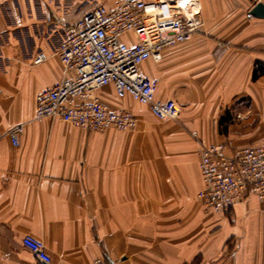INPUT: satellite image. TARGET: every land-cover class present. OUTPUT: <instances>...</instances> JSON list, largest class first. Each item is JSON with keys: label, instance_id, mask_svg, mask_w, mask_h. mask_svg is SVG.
Wrapping results in <instances>:
<instances>
[{"label": "crops", "instance_id": "1", "mask_svg": "<svg viewBox=\"0 0 264 264\" xmlns=\"http://www.w3.org/2000/svg\"><path fill=\"white\" fill-rule=\"evenodd\" d=\"M257 2L200 0V31L141 65L156 99L181 106L178 119L159 120L110 84L98 95L138 125L88 131L33 118L36 95L64 77L65 25L93 3L0 0V264H44L22 246L26 234L45 242L50 264H264V201L250 194L223 215L197 199L201 142L264 141V17L247 16ZM21 122L16 147L8 132Z\"/></svg>", "mask_w": 264, "mask_h": 264}, {"label": "built area", "instance_id": "2", "mask_svg": "<svg viewBox=\"0 0 264 264\" xmlns=\"http://www.w3.org/2000/svg\"><path fill=\"white\" fill-rule=\"evenodd\" d=\"M190 0H116L103 2L66 24L55 50L64 77L36 95L34 120L61 119L88 131L133 130L137 116L124 109L113 110L97 91L113 85L118 97L127 95L149 107L159 120H176L182 108L175 100L156 99L157 82L141 72L149 60L159 62L163 51L189 41L204 25L201 7L191 12ZM248 17L252 14L248 12ZM133 34L131 44L125 39ZM46 59L40 52L35 62ZM74 72L75 76H67ZM25 123L13 126L8 134L14 146L21 145ZM198 138V133L193 132ZM203 188L197 199L206 213L229 215L250 194L264 201V141L236 146L233 141L203 143L199 149ZM22 246L39 261L50 264L45 242L31 234L22 237ZM92 264H109L97 257Z\"/></svg>", "mask_w": 264, "mask_h": 264}, {"label": "rangeland", "instance_id": "3", "mask_svg": "<svg viewBox=\"0 0 264 264\" xmlns=\"http://www.w3.org/2000/svg\"><path fill=\"white\" fill-rule=\"evenodd\" d=\"M65 1V7L71 8L73 6L75 9L79 6L80 8L86 6H90V4L87 3V1L93 3L91 6L96 4L97 2H101V0H64ZM82 6V7H81ZM90 6V7H91ZM89 8V7H88Z\"/></svg>", "mask_w": 264, "mask_h": 264}, {"label": "water", "instance_id": "4", "mask_svg": "<svg viewBox=\"0 0 264 264\" xmlns=\"http://www.w3.org/2000/svg\"><path fill=\"white\" fill-rule=\"evenodd\" d=\"M251 14L257 17H264V3L257 2L251 9Z\"/></svg>", "mask_w": 264, "mask_h": 264}, {"label": "bare ground", "instance_id": "5", "mask_svg": "<svg viewBox=\"0 0 264 264\" xmlns=\"http://www.w3.org/2000/svg\"><path fill=\"white\" fill-rule=\"evenodd\" d=\"M191 2V12H197L199 11L200 7H201V3L200 0H190Z\"/></svg>", "mask_w": 264, "mask_h": 264}, {"label": "trees", "instance_id": "6", "mask_svg": "<svg viewBox=\"0 0 264 264\" xmlns=\"http://www.w3.org/2000/svg\"><path fill=\"white\" fill-rule=\"evenodd\" d=\"M258 72L256 71L255 74H254V78H257L258 77Z\"/></svg>", "mask_w": 264, "mask_h": 264}]
</instances>
